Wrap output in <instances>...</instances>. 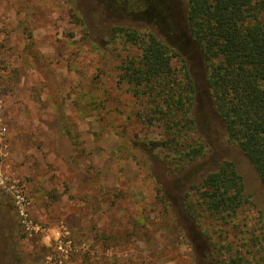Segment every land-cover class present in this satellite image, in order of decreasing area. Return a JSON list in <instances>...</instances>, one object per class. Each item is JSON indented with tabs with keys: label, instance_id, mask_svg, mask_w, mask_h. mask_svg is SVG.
Here are the masks:
<instances>
[{
	"label": "rangeland",
	"instance_id": "1",
	"mask_svg": "<svg viewBox=\"0 0 264 264\" xmlns=\"http://www.w3.org/2000/svg\"><path fill=\"white\" fill-rule=\"evenodd\" d=\"M185 9V0H0V196L14 206L23 264H246L238 257L252 260L256 247L264 259V186L213 110ZM114 25L160 33L189 60L205 155L176 175L170 149L152 152L156 181L185 184L170 186L167 203L134 146L165 141L162 126L149 120L148 96L119 81L127 51L105 50ZM224 160L249 200L232 251L220 249L211 220L183 206L187 182ZM58 226L66 254L53 244ZM248 237L257 239L244 246Z\"/></svg>",
	"mask_w": 264,
	"mask_h": 264
},
{
	"label": "trees",
	"instance_id": "2",
	"mask_svg": "<svg viewBox=\"0 0 264 264\" xmlns=\"http://www.w3.org/2000/svg\"><path fill=\"white\" fill-rule=\"evenodd\" d=\"M185 3V35L199 51L213 110L224 126L228 143L241 150L264 186V0H185ZM73 9L74 6L71 11L76 22L84 25ZM105 45L109 54L126 49L127 55L119 62V81L126 84L132 96L147 95L149 120L161 123L165 141L134 146L144 152L145 169L161 202L167 203L170 186L180 189L184 182L172 179L168 186L156 181L152 152L159 147L170 149L178 162L176 175L205 155L204 141L194 137L196 89L188 57L163 41L160 33L134 26L114 25ZM164 165L169 173L168 164ZM187 184L183 194L185 212L211 220L218 232L220 249L234 250L237 240L234 228L243 207L249 203L234 163L221 161L199 182ZM2 197L0 264H23L16 212L10 199ZM256 239H242L243 245ZM261 250L262 247H256L253 261L245 255L238 258L241 261L244 258L246 264H264L262 257L256 258Z\"/></svg>",
	"mask_w": 264,
	"mask_h": 264
},
{
	"label": "built area",
	"instance_id": "3",
	"mask_svg": "<svg viewBox=\"0 0 264 264\" xmlns=\"http://www.w3.org/2000/svg\"><path fill=\"white\" fill-rule=\"evenodd\" d=\"M67 237V232L62 226L56 227L54 231L53 244L59 254H66L68 250L71 251L70 246H66L63 240Z\"/></svg>",
	"mask_w": 264,
	"mask_h": 264
}]
</instances>
